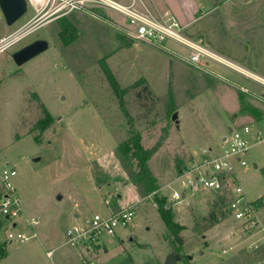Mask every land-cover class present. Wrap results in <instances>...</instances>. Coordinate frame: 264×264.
<instances>
[{
  "label": "rangeland",
  "instance_id": "obj_1",
  "mask_svg": "<svg viewBox=\"0 0 264 264\" xmlns=\"http://www.w3.org/2000/svg\"><path fill=\"white\" fill-rule=\"evenodd\" d=\"M59 3L29 0L27 12L13 25L0 9V38L28 29L0 52V171L16 167L23 208L17 226L0 213L7 252L0 264H88V259L90 264H163L172 249L185 264H264V249L259 252L264 245L252 248L264 244L261 227L242 230L227 204L214 206L216 192L175 180L203 149L222 152L223 138L248 125L247 163L233 157L234 178H228L231 185L223 193L229 199L237 178L247 198L258 203L264 224V118L259 119L264 86L242 69L214 60L199 66L178 57L190 55L178 41L134 39L115 23L130 26L122 14L92 0L71 11L69 6L54 11ZM70 22L73 28L62 38L59 31ZM38 38L47 39L49 48L18 66L12 53ZM258 56L264 58V52ZM104 66L128 90L115 91ZM43 106L52 116L49 124L40 122ZM175 111L178 123L172 119ZM125 141L127 153L120 148ZM135 150L142 156L152 151L146 159L156 186L152 192L146 179L134 178L138 160L127 154ZM173 189L185 193L181 201L171 199ZM155 196L165 198L178 235L168 231ZM135 200L140 202L133 220L118 226L114 236H103L101 246L65 243L73 223ZM213 209L220 217L215 224L208 219ZM32 217L40 223L28 226ZM20 230L38 235L25 242L8 239L9 232Z\"/></svg>",
  "mask_w": 264,
  "mask_h": 264
},
{
  "label": "built area",
  "instance_id": "obj_2",
  "mask_svg": "<svg viewBox=\"0 0 264 264\" xmlns=\"http://www.w3.org/2000/svg\"><path fill=\"white\" fill-rule=\"evenodd\" d=\"M30 1L41 4V0ZM59 1L60 3L56 5L57 7L54 8V11L62 10L67 6H69V11L74 8L84 7L89 0ZM92 1H94L97 6H106L125 15L130 23V30H127L125 33L138 41L155 43H164L167 42V40L178 41L187 48H190L189 56L178 54V57L184 58L199 66H202V63L208 65L209 60H214L229 68L242 69L247 76L264 86V77L243 68H239L225 59L218 58L216 54L208 50L202 44L187 39L183 34V26L174 13L154 15L150 12H140L136 10L133 4L123 5L114 0ZM27 32V28H20L0 38V52L20 40ZM241 89L243 91H249L246 86H241ZM249 132L250 128L248 125L233 129L232 136L224 139V142L227 143V147L222 150V152L217 153L213 148L203 149L199 160L194 161L186 170L181 172L175 180L180 182L183 186H198L216 193H223L224 189L231 185L228 182V178H234L233 174L235 173V167L233 164V157H236L242 165L247 163L244 157L248 154L252 146L248 136ZM256 138L262 140V134L258 132ZM16 175L17 169L11 165L0 171V213L7 218H13L15 226H17V220L23 216L22 199L18 195L14 182ZM235 179L236 182H234L228 192L230 197L227 201V209L235 220L241 222L240 228L242 230L250 231L258 227L264 230V224L259 216L258 204L247 198L242 184L237 178ZM184 195L185 193L173 189L170 197L172 200L181 201ZM139 202V200H135L126 207L112 209L107 215L95 213L91 217L85 218L81 223H73L66 231L67 238L65 243L74 246L83 244L84 246L90 247L101 245L103 236H114L118 226L126 227L130 224L135 217L136 206H138ZM27 223L28 226L37 225L40 223V219L38 217H32L31 219L27 218ZM36 236L37 233L35 231H33L31 235L24 230H20L16 233H8V239L16 238L22 242ZM262 245L264 244L260 243L258 245H253L252 248L255 250L261 249ZM47 254L52 257V250H49ZM87 262L90 264L91 260Z\"/></svg>",
  "mask_w": 264,
  "mask_h": 264
},
{
  "label": "crops",
  "instance_id": "obj_3",
  "mask_svg": "<svg viewBox=\"0 0 264 264\" xmlns=\"http://www.w3.org/2000/svg\"><path fill=\"white\" fill-rule=\"evenodd\" d=\"M114 1L123 5L133 4L136 10L154 15L174 13L179 18L187 39L202 44L218 58L264 77V65L255 63V60L264 63V58L258 56L261 51L264 52V0ZM123 17L128 20L125 15ZM115 23L122 28V32L130 30L129 24ZM261 118L264 116L259 117ZM77 216L75 213V217Z\"/></svg>",
  "mask_w": 264,
  "mask_h": 264
},
{
  "label": "trees",
  "instance_id": "obj_4",
  "mask_svg": "<svg viewBox=\"0 0 264 264\" xmlns=\"http://www.w3.org/2000/svg\"><path fill=\"white\" fill-rule=\"evenodd\" d=\"M71 28H73V24L71 22L69 24L64 23L63 28L59 31V35L62 38H64L65 35L67 34V32H69L71 30ZM103 69H104V72L107 76V79L109 80L111 86L113 87V89L115 91H121L122 92L124 90H128L126 88H122V89L120 88L116 77L114 76L113 72L111 71V69L109 67L104 66ZM147 88L148 87L145 86V89H147ZM43 111L45 113V119L40 120V122L44 123L45 121H47L49 124L50 120H52V116L45 106H43ZM128 147H130L129 141H127V142L125 141L123 144L120 145L121 151L125 152V153H127V151H129L130 148H128ZM146 153L147 154H144L142 156L138 150H135L133 153H131V155L127 154V157H130L131 159L138 160V163L133 164V166L135 165L137 168L140 169V171L137 172V175L134 176V178L139 177L140 179H146V183L148 184L147 191L152 192L153 190H155L156 186H155V182H154V177L151 176V174L149 173V167L146 164V159H148V157L152 154V151H146ZM0 198H1V187H0ZM216 199H217L216 200L217 203L214 206H218L219 203H223L224 205H226L227 201H228V196L225 195L224 193H218L217 192V198ZM155 201L160 207L159 212H160V215H161L163 221L166 224L168 231L173 233L174 235H178L179 226L174 222L173 216L169 212V208H166L167 202L165 201V198L161 199L158 196H155ZM214 209L210 210L209 216H208L209 217L208 219L211 221L212 224H215L220 219V217L218 215V211H216ZM2 240L3 239H0V260L3 257H5L7 254L5 247H4L5 242H3ZM177 241L179 243H182L181 238H177ZM263 249H264V247L259 252H262ZM176 252H178V251L176 250Z\"/></svg>",
  "mask_w": 264,
  "mask_h": 264
},
{
  "label": "water",
  "instance_id": "obj_5",
  "mask_svg": "<svg viewBox=\"0 0 264 264\" xmlns=\"http://www.w3.org/2000/svg\"><path fill=\"white\" fill-rule=\"evenodd\" d=\"M28 5V0H0V9L8 25H13L18 21L27 12ZM48 48L49 41L45 38H38L14 51L12 53V58L18 66H21L30 59L43 53ZM172 119L175 120L176 123L179 122L177 111L172 114ZM38 159L39 157L36 158V160ZM191 257V255L188 256V258ZM163 264H184V262L182 261L181 255L176 252L175 249H172V251L166 255Z\"/></svg>",
  "mask_w": 264,
  "mask_h": 264
},
{
  "label": "flooded vegetation",
  "instance_id": "obj_6",
  "mask_svg": "<svg viewBox=\"0 0 264 264\" xmlns=\"http://www.w3.org/2000/svg\"><path fill=\"white\" fill-rule=\"evenodd\" d=\"M180 254V253H179ZM181 255V254H180ZM189 256V255H188ZM181 257H182V261H183V256L181 255ZM184 262V261H183ZM185 264V263H184Z\"/></svg>",
  "mask_w": 264,
  "mask_h": 264
},
{
  "label": "bare ground",
  "instance_id": "obj_7",
  "mask_svg": "<svg viewBox=\"0 0 264 264\" xmlns=\"http://www.w3.org/2000/svg\"><path fill=\"white\" fill-rule=\"evenodd\" d=\"M247 72V71H246Z\"/></svg>",
  "mask_w": 264,
  "mask_h": 264
}]
</instances>
